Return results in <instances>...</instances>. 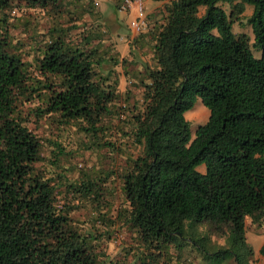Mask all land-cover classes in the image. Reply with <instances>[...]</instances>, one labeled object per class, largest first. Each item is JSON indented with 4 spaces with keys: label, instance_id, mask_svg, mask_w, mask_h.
<instances>
[{
    "label": "trees",
    "instance_id": "trees-1",
    "mask_svg": "<svg viewBox=\"0 0 264 264\" xmlns=\"http://www.w3.org/2000/svg\"><path fill=\"white\" fill-rule=\"evenodd\" d=\"M14 1L0 0V264H116L102 258L101 234L80 232L67 207L57 206L60 183L35 170L42 142L18 108L36 95L37 116L78 123L88 138L113 149L114 132L105 133L128 103L115 111L122 94L118 80L100 72L99 43L84 36L72 41L66 27L54 28L35 59L40 76H30L9 39L5 17ZM25 1L46 7L57 0ZM221 2L230 4L229 12ZM246 4L252 6L246 18L252 42L232 30ZM146 22L133 41L151 55L141 60L140 74L138 68L131 73L143 86V106L127 120L139 151L129 152L120 170L117 214L108 216V208L98 216L106 233L119 221L151 251L187 243L204 258L228 254L235 264H249L246 218H264V0H165ZM117 55L110 58L117 62ZM197 96L209 116L190 139L185 112ZM200 163L205 171L196 168ZM81 175L65 184L70 199L111 207L107 175ZM200 224L225 234L227 245L214 247L209 233L197 230ZM259 253L264 264V240Z\"/></svg>",
    "mask_w": 264,
    "mask_h": 264
},
{
    "label": "rangeland",
    "instance_id": "rangeland-1",
    "mask_svg": "<svg viewBox=\"0 0 264 264\" xmlns=\"http://www.w3.org/2000/svg\"><path fill=\"white\" fill-rule=\"evenodd\" d=\"M144 4L145 9L149 11L160 5V0H145ZM220 4L227 12L230 11L228 2ZM251 10L252 6L246 4L242 21L233 22L232 30L237 33H247L252 42L253 33L246 20ZM132 14V11H117L111 0H57L54 5L49 4L46 7H32L25 0H17L7 10L5 19L12 49L19 53L22 60L26 62V70L30 76H40L36 70L35 59L41 55L44 44L51 38L50 34H56L54 28L66 27L68 28L66 36L72 41L81 40L84 36L91 44L98 45L99 43L98 46L102 53L99 57L102 61L100 72L103 75L110 73L111 80L117 79V89L122 94L115 111L120 110L118 108L120 103H128V108L121 113L119 118L112 115L113 120H120L119 123L114 122L110 130L105 133L108 136L114 132L111 139L116 142L117 146L110 149L105 145H98L93 138H88L78 123L62 124L53 116H37L35 107L40 100L36 95H32L28 100H22L18 109L22 110L23 117L27 119V126L39 136L42 142L43 159L36 162L35 170L44 177L53 176L54 181L60 183L57 187L60 191L55 195L56 204L67 207L66 211L72 223L80 232L91 231L97 235L101 234L97 240L100 242L101 256L106 263L235 264L228 254L204 258V254L187 243L182 248L172 245L167 252L151 251L140 244L137 236L119 221L108 228L110 233H106V221L103 223L101 217L98 216L99 209L107 211L108 208H110L107 211L108 216L114 217L117 214V209L123 199L120 188V170L129 152L138 153L139 151V147L134 146L131 138L128 137L132 131L127 121L134 111L136 112L143 106L141 99L143 86L139 83V77L131 74L136 68L140 74L143 59L136 47H133L135 52L131 54L129 46L124 43L131 37L128 24ZM251 49L255 56L260 55L261 51L258 48L251 46ZM111 54H118L117 62L110 58ZM122 54L126 61L121 60L120 55ZM145 60H149L146 55ZM126 90H128L127 93H125ZM185 116L189 120L190 139H192L197 127L208 119L209 108L202 102L201 97L197 96L192 108L185 112ZM119 126H122L127 133H122L121 129H117ZM120 140L126 141L125 146L119 143ZM196 168L199 171H205V164L200 163L196 165ZM84 171L89 175H99L102 178L107 175L104 185L111 192L108 198L112 203L111 207L104 204L95 206V203L91 204L90 201L77 198L70 199L72 194L71 191H66L65 184L81 177ZM68 200L70 204H73V208L67 206ZM105 201L107 200L105 199L102 203ZM77 203L78 206H75ZM245 227L246 239L253 247L249 264H262L263 257L259 253V247L264 240V218L253 222L250 217H247ZM197 230L200 233L208 232L214 247L227 245L225 234L211 231L207 224H200Z\"/></svg>",
    "mask_w": 264,
    "mask_h": 264
},
{
    "label": "built area",
    "instance_id": "built-area-1",
    "mask_svg": "<svg viewBox=\"0 0 264 264\" xmlns=\"http://www.w3.org/2000/svg\"><path fill=\"white\" fill-rule=\"evenodd\" d=\"M111 2L117 6L118 10L126 12L132 11L133 14L128 24L131 37L146 28L148 11L145 9V0H111Z\"/></svg>",
    "mask_w": 264,
    "mask_h": 264
},
{
    "label": "crops",
    "instance_id": "crops-1",
    "mask_svg": "<svg viewBox=\"0 0 264 264\" xmlns=\"http://www.w3.org/2000/svg\"><path fill=\"white\" fill-rule=\"evenodd\" d=\"M164 1L165 0H160V5L156 6L154 9L151 8V10H149L148 12L150 13V12H155V11L159 10L163 6ZM133 39H134V37H130V38L127 39V41L124 42V43H126L127 46H129V51H131L130 53L134 54L135 51L133 50V47H136L139 50L140 56L142 57L143 60H145V55L149 58V56L151 54L148 51H146L147 50L146 46L145 45L140 46L139 44H136L133 41ZM122 56H123V54L120 55V57H122Z\"/></svg>",
    "mask_w": 264,
    "mask_h": 264
}]
</instances>
